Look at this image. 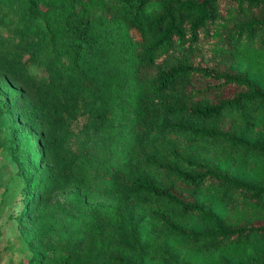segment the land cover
<instances>
[{
    "label": "trees",
    "instance_id": "trees-1",
    "mask_svg": "<svg viewBox=\"0 0 264 264\" xmlns=\"http://www.w3.org/2000/svg\"><path fill=\"white\" fill-rule=\"evenodd\" d=\"M4 117L19 168L0 216L28 188L32 224L52 193L93 187L75 137L132 128L98 180L111 205L40 231L28 264H264V0H0Z\"/></svg>",
    "mask_w": 264,
    "mask_h": 264
},
{
    "label": "rangeland",
    "instance_id": "rangeland-1",
    "mask_svg": "<svg viewBox=\"0 0 264 264\" xmlns=\"http://www.w3.org/2000/svg\"><path fill=\"white\" fill-rule=\"evenodd\" d=\"M9 122L10 119L4 117L0 127L6 128ZM131 129V125L118 124L112 132L105 130L91 136L80 134L72 140L74 147L83 149L94 160L91 167L94 173L93 187L89 193L75 188L52 193L40 206L38 222L34 224L30 222L29 208L25 209L27 199L33 194L28 188L24 194L19 192L4 207L0 216V264H28L29 259L41 247L38 236L40 231L43 233L41 239L43 244L54 241L63 230L69 228L82 230L83 220L89 209L111 205L108 187L98 180L102 176L106 162H110L107 160V152L111 150L122 152L127 146ZM25 138L24 135L20 137L21 140ZM23 148L20 153L21 163L28 177L35 171H39V175L47 174L48 166L41 162L40 155L33 157L25 150L26 148ZM18 168V164L0 149V201L2 192L10 184Z\"/></svg>",
    "mask_w": 264,
    "mask_h": 264
}]
</instances>
